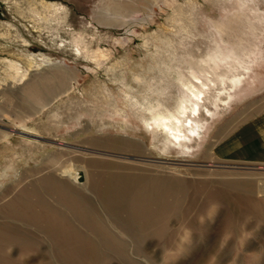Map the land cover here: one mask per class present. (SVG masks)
Listing matches in <instances>:
<instances>
[{"label":"rangeland","instance_id":"obj_1","mask_svg":"<svg viewBox=\"0 0 264 264\" xmlns=\"http://www.w3.org/2000/svg\"><path fill=\"white\" fill-rule=\"evenodd\" d=\"M263 105L264 0H0V264H69L45 225L13 216L37 200L75 243L106 222L131 259L101 264H264ZM183 107L178 144L154 119ZM122 176L183 194L166 241L116 228L103 197Z\"/></svg>","mask_w":264,"mask_h":264},{"label":"bare ground","instance_id":"obj_2","mask_svg":"<svg viewBox=\"0 0 264 264\" xmlns=\"http://www.w3.org/2000/svg\"><path fill=\"white\" fill-rule=\"evenodd\" d=\"M13 69H15L18 74L19 72H21L18 66H15ZM211 74L213 75L214 72L212 71ZM19 75H20L19 76L20 80H22L23 77L25 76L24 73H21ZM197 84H200L202 87L205 86L201 81H198ZM186 90L189 92L190 97H192L194 100H196L199 103L202 101V98L204 96L203 90L205 89L197 90L196 86L191 85ZM197 110H198V106L192 108L191 112L193 113V115L197 114ZM186 114H187L186 108L183 107L178 112L177 117L157 116L154 119L156 130L164 134L167 137V139H171L175 143L180 144V142L186 138L185 135L183 134L184 128L181 121V118L185 117ZM10 132L12 133L13 130L12 131L10 130ZM22 134L23 136L25 135L24 133H21V135ZM191 134H194V132L191 131ZM226 142L229 143L232 142L233 144L230 145L233 146L239 145V143L232 141L230 138ZM123 145L125 144H118L119 147ZM250 145H255V143H250ZM126 146L127 147L129 146L130 148L138 149L136 146L133 145H126ZM62 175H64L62 177L65 176L67 177V175L70 176L69 173L67 172H63ZM119 180L123 182V185L119 187L120 195L111 196L112 194H108L109 193L108 192L106 193V196L103 197V201L105 203L104 207L108 212L107 214L109 215L114 214L115 217L114 224L118 226L116 228H119L120 231H122L130 239H133L134 241L138 240L137 242H139L140 244L148 243L152 239L153 240L156 239L162 242L166 241L167 240L165 236L166 223L168 221L170 222L174 216L180 215V210L185 200L183 194L177 192L178 189L177 191L171 189L168 190V192H166L165 189L158 191L157 189L149 188L145 184L147 182V179H145L144 177L131 178V177L122 176L121 178H119ZM129 182H136L139 185H135L131 187L128 185ZM250 185L251 184L247 182L245 183L243 188L240 187V190L238 189V194H239L238 199L250 198L248 197L251 195V191L249 190ZM148 190H154L155 192L157 191V193L165 191L166 193H168L166 195L170 196L171 198L170 200L172 202H169L168 200L167 202L169 203H167L165 196L162 195L163 193L160 194V196L150 193H143V194L137 193L138 191H148ZM80 200L86 204V206L88 207L87 208L88 211H90L89 210L90 208L92 210L90 204L85 202V200H83L82 198H80ZM225 201H224L225 206L231 205L229 201L226 202ZM35 203L36 204H32V205L22 204L18 209V212L14 213L13 216L19 217L20 219L24 218L28 222L34 223V225H41V226L45 225V229L50 233L51 237L58 241V244L54 245V248L59 250V256L62 257V259H64L65 261H67L69 264H101L104 259H110L109 256L111 257L114 256L115 259H124V260L131 259L130 258L131 256H129L127 252L128 250L127 244H125L123 241H119L117 236L115 237V235L111 234L112 231L108 229L107 227L108 224L105 222V220H104L105 222L104 224L106 226L104 224L101 225L102 223L101 222L99 223V225H101L102 228L96 226V228L98 229L96 228L93 229V226H91L90 219L89 220L85 219L86 220L85 223H87L88 225H90V227H92L91 228L92 230L90 229V231H92V235L94 236V239L90 240L88 238V240H86L85 242L82 241V243L79 242L75 243V240L78 239L81 233H78L77 231L74 232L71 229V227L69 228V224L65 223L63 220H61V218H59L60 215L54 216L55 218H50L46 214L48 211V207L44 203H41L38 200ZM248 203H250L249 200ZM77 204H79V202L77 203L73 200L67 202V205L70 207V209H72L75 212V214L84 213L85 216V213H88V211L85 212ZM256 205L253 206L255 208H258L259 204L256 203ZM118 217H121V219ZM96 220H99V218ZM190 221H191L190 219H187L186 221L184 220L185 223L184 225H193V223H191ZM54 223H56L55 228H54ZM95 224L97 225V222ZM52 231L54 232L53 234ZM95 232H96V236H95Z\"/></svg>","mask_w":264,"mask_h":264},{"label":"water","instance_id":"obj_3","mask_svg":"<svg viewBox=\"0 0 264 264\" xmlns=\"http://www.w3.org/2000/svg\"><path fill=\"white\" fill-rule=\"evenodd\" d=\"M19 134H21V133H19ZM23 135V134H22ZM24 136H28V135H24Z\"/></svg>","mask_w":264,"mask_h":264}]
</instances>
